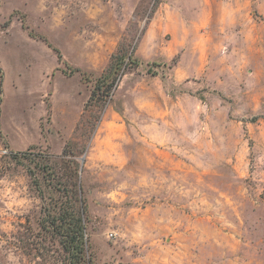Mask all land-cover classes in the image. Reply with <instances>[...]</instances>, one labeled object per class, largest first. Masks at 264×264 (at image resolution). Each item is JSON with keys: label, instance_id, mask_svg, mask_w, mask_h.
I'll return each mask as SVG.
<instances>
[{"label": "rangeland", "instance_id": "374dc122", "mask_svg": "<svg viewBox=\"0 0 264 264\" xmlns=\"http://www.w3.org/2000/svg\"><path fill=\"white\" fill-rule=\"evenodd\" d=\"M174 2L0 0V264H57L20 247L41 200L11 152L66 142L95 264H264V0ZM122 43L138 63L86 109Z\"/></svg>", "mask_w": 264, "mask_h": 264}, {"label": "trees", "instance_id": "16d2710c", "mask_svg": "<svg viewBox=\"0 0 264 264\" xmlns=\"http://www.w3.org/2000/svg\"><path fill=\"white\" fill-rule=\"evenodd\" d=\"M29 34L36 37L32 30ZM38 37L46 41L43 36ZM53 49L59 62L66 63L60 51ZM137 63L133 50L122 43L101 74L92 80L83 75L84 80L92 82L86 109L91 105L104 108L126 69ZM30 150L11 152L18 163L32 160V165L28 166L30 186L41 200L37 226L34 228L28 223L25 235L18 236L21 249L44 259L53 256L57 264H95L88 231L91 214L81 180L83 163L76 157L70 142H66L55 162L49 154H36Z\"/></svg>", "mask_w": 264, "mask_h": 264}, {"label": "crops", "instance_id": "0c3cea01", "mask_svg": "<svg viewBox=\"0 0 264 264\" xmlns=\"http://www.w3.org/2000/svg\"><path fill=\"white\" fill-rule=\"evenodd\" d=\"M170 1V0H168ZM175 7H182L181 13L183 14V16L186 17V0H175ZM180 12L178 11V9L175 10V14H179ZM8 30V29H7ZM2 31V30H0ZM57 55V54H56ZM57 60H58V56H57ZM59 62V60H58ZM60 63V62H59Z\"/></svg>", "mask_w": 264, "mask_h": 264}]
</instances>
